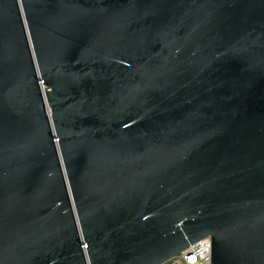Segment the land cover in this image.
Wrapping results in <instances>:
<instances>
[{
	"label": "water",
	"instance_id": "95a60500",
	"mask_svg": "<svg viewBox=\"0 0 264 264\" xmlns=\"http://www.w3.org/2000/svg\"><path fill=\"white\" fill-rule=\"evenodd\" d=\"M264 264V0H0V264Z\"/></svg>",
	"mask_w": 264,
	"mask_h": 264
},
{
	"label": "built area",
	"instance_id": "2783aa9c",
	"mask_svg": "<svg viewBox=\"0 0 264 264\" xmlns=\"http://www.w3.org/2000/svg\"><path fill=\"white\" fill-rule=\"evenodd\" d=\"M212 240L206 237L163 264H211Z\"/></svg>",
	"mask_w": 264,
	"mask_h": 264
}]
</instances>
